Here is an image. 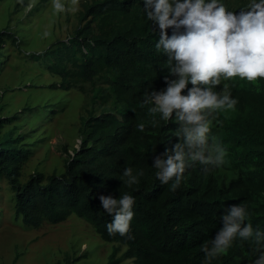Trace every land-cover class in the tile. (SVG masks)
<instances>
[{
	"label": "trees",
	"instance_id": "obj_1",
	"mask_svg": "<svg viewBox=\"0 0 264 264\" xmlns=\"http://www.w3.org/2000/svg\"><path fill=\"white\" fill-rule=\"evenodd\" d=\"M225 3L238 12L246 0ZM143 5L144 0H85L73 34L35 52L43 57L36 63L58 77L52 87L91 94V104L79 117L80 144L71 153L64 148L67 157L60 172L35 170L21 181L22 165L34 142L23 141V133L14 136L9 129L0 134V176L13 191L15 219L39 227L75 214L101 239L117 244L107 264L125 259L135 264H202L200 244L222 226L220 216L229 205L245 203L248 221L264 228V78L222 81L238 97L234 109L210 118L209 137L224 143L225 163L207 167L192 162L180 187L170 191L155 178L151 164L155 154L178 140L177 125L174 121L154 125L148 105L142 104L145 91L164 87L163 76L169 74L166 55L155 48L159 29L147 20ZM171 31L169 27V35ZM6 38L20 54V40L9 27L0 31V46ZM4 56L0 52V68ZM215 87L219 90L222 84ZM155 116L158 120L159 114ZM5 119L0 117V129L9 123ZM141 123L143 130L137 127ZM125 166L144 169L138 184L125 185L119 178ZM124 192L136 197L129 233L109 234L106 224L112 216L99 197ZM122 246L126 248L115 257ZM253 246L234 243L213 264H250Z\"/></svg>",
	"mask_w": 264,
	"mask_h": 264
},
{
	"label": "clouds",
	"instance_id": "obj_2",
	"mask_svg": "<svg viewBox=\"0 0 264 264\" xmlns=\"http://www.w3.org/2000/svg\"><path fill=\"white\" fill-rule=\"evenodd\" d=\"M19 2L23 4L25 0ZM77 3L72 0L73 7L69 8L66 0H52V7L57 13L75 11ZM233 9L225 0H144L147 20L159 29L155 48L166 55L169 74L163 76L164 87L145 91L142 104L148 105L154 125L162 121L177 125L174 135L178 140L171 148L166 146L155 154L151 164L156 169L155 178L168 185L170 191L180 187L192 162L207 167L225 163L224 143L210 140V118L234 109L238 97L222 81L239 77L254 82L264 78V0H246L238 12ZM220 84L222 87L217 90L215 86ZM155 114H159L158 120ZM137 127L143 130L145 125ZM143 175L144 169L134 171L132 166H125L119 178L131 186L138 184ZM99 199L105 212L112 216L106 224L108 233L128 234L136 197L124 192L119 196L101 194ZM248 217L245 203L227 207L220 216L222 226L200 244L202 264H213L234 243L243 242L254 245L250 264H264V228L254 227Z\"/></svg>",
	"mask_w": 264,
	"mask_h": 264
},
{
	"label": "rangeland",
	"instance_id": "obj_3",
	"mask_svg": "<svg viewBox=\"0 0 264 264\" xmlns=\"http://www.w3.org/2000/svg\"><path fill=\"white\" fill-rule=\"evenodd\" d=\"M84 1L78 0L75 11L57 13L52 0H25L23 4L0 0V31L9 27L18 36L22 50L19 54L10 38L0 46L5 55L0 68V117H6V122L10 119L0 134L11 129L14 136L23 133V141L34 142L22 165L21 181L35 170L60 172L67 157L64 148L71 153L80 144L79 117L91 104V94L52 87L58 77L36 63L43 57L35 52L54 39L67 40L73 34ZM66 3L73 7L72 0ZM17 114L19 117H12ZM115 245L101 239L86 220L75 214L54 224L45 221L39 227L25 225L14 218L13 191L7 179L0 176V264H107ZM125 248L122 246L115 257ZM113 264L135 263L125 259Z\"/></svg>",
	"mask_w": 264,
	"mask_h": 264
}]
</instances>
